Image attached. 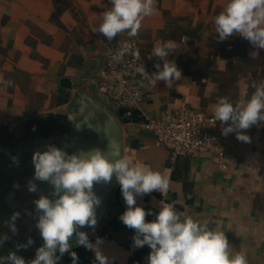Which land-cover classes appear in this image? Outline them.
Here are the masks:
<instances>
[{
  "label": "crops",
  "instance_id": "obj_1",
  "mask_svg": "<svg viewBox=\"0 0 264 264\" xmlns=\"http://www.w3.org/2000/svg\"><path fill=\"white\" fill-rule=\"evenodd\" d=\"M227 3L156 0L154 14L142 20L138 35L131 38L140 53L174 42L176 49L166 59L175 62L182 77L171 87L156 81L147 88L141 108L128 109L115 108L95 81L106 37L94 30L110 0H0V128L17 131L24 122L46 114L68 121L71 108L76 111L84 99H92L120 124V157L170 176L164 195L153 191L136 197L137 206L152 213L146 221L156 219L161 202L171 203L178 213L207 221L210 230L224 231L233 252L244 253L248 264H264V122L244 131L251 138L246 143L238 141L235 132L222 134L227 125L213 116L218 98L235 103L245 94L251 96L253 82L264 81V49L257 50L237 34L219 41L214 20ZM256 51L259 55L253 58ZM155 58L162 69L165 61ZM9 80L11 86L6 85ZM182 107L205 113L208 130L220 138L217 152L174 157L142 127L147 118ZM126 208L115 181L89 240L101 238L100 250L109 264H147L151 249L133 247L135 230L119 219ZM71 250L77 253V264H97L93 251L83 246ZM58 264H72L71 255L65 253Z\"/></svg>",
  "mask_w": 264,
  "mask_h": 264
},
{
  "label": "clouds",
  "instance_id": "obj_2",
  "mask_svg": "<svg viewBox=\"0 0 264 264\" xmlns=\"http://www.w3.org/2000/svg\"><path fill=\"white\" fill-rule=\"evenodd\" d=\"M110 3L111 7L101 15L98 29L94 30L108 41L125 32L129 37L137 36L142 20L152 16L156 10V0H110ZM214 25L219 41L237 34L257 50L264 49V0H228L215 17ZM130 48L131 45L125 43L113 58L119 59ZM174 49L176 45L172 41L153 48L152 54L165 62L162 69L159 64L155 65L158 71L151 76L152 84L164 81L171 87L174 80L181 79L182 73L175 62L166 59ZM135 55L139 58L138 51ZM258 55V51L252 53L253 58ZM139 71L148 77L143 68ZM12 83L6 81L7 86ZM251 87L254 91L250 97L245 94L235 103L228 97H220L213 109L214 120L227 125L222 134L235 132L236 139L246 143H250L251 138L244 131L264 122V81L259 84L253 82ZM112 155L116 158H108L98 148L68 154L53 145H48L45 151H35L32 156L34 176L28 181V191H37L34 180L48 182L54 197L50 199L41 195L33 201L39 213L35 226L44 243L30 261L26 262L16 252H9L7 256H0V264H58L65 253L71 255L72 264H77V253L71 250L69 242L74 236L76 246L94 252L97 264H109L100 250L101 238L97 237L96 243H92L88 234L79 229L85 226L95 228L96 208L100 206L101 199L93 191L94 183H110L113 175L127 206L119 219L126 227L135 230L133 247L147 245L151 249L147 264H248L244 253L233 252L224 231L210 230L207 221L202 223L178 213L171 203L161 202L156 219L146 221V216L152 213L137 206L136 197L153 191L164 195L169 190L170 176L149 166L135 164L127 157ZM12 160L18 165L16 157ZM19 216V213H14L7 222L14 235L17 233L15 221ZM8 239L6 234L0 236V246ZM33 243L29 237L26 244H17L16 248L27 249Z\"/></svg>",
  "mask_w": 264,
  "mask_h": 264
},
{
  "label": "built area",
  "instance_id": "obj_3",
  "mask_svg": "<svg viewBox=\"0 0 264 264\" xmlns=\"http://www.w3.org/2000/svg\"><path fill=\"white\" fill-rule=\"evenodd\" d=\"M125 43L131 48L119 59H114ZM137 51L139 58L135 55ZM101 53L103 65L95 77L99 93L115 108L140 109L146 99V90L152 85L151 76L157 70L155 56L149 52L140 53L137 42L127 33L111 41L104 39ZM141 68L148 77L141 74ZM142 127L174 157L193 159L220 149V138L208 130L206 115L200 110L182 107L162 111L147 118Z\"/></svg>",
  "mask_w": 264,
  "mask_h": 264
},
{
  "label": "water",
  "instance_id": "obj_4",
  "mask_svg": "<svg viewBox=\"0 0 264 264\" xmlns=\"http://www.w3.org/2000/svg\"><path fill=\"white\" fill-rule=\"evenodd\" d=\"M85 103V104H84ZM82 108L75 111L70 109V115L67 120L69 128L67 132L61 134H52L45 137H38L32 134V147L35 151H45L48 145L61 148L68 154H79L80 151H88L93 148L100 149L110 159H115L112 154L121 156V128L120 124L113 113L100 104L95 103L92 99H84ZM25 175L31 180L34 176V165L32 160L24 165ZM116 178L113 175L110 183H94L93 191L101 199V204L96 208L97 224L95 228L83 227L80 231H84L90 237L98 228L103 214L106 210L112 189ZM37 186L35 193L28 190L19 194L18 202L20 205L16 209L19 216L17 223V240L25 242L31 237L34 243L31 245L30 251L22 257L28 259L34 254L44 241L36 228L39 213L35 210L34 200L39 199L41 195H46L50 199L52 196V186L48 182L33 181ZM71 247L76 246L75 236L70 239Z\"/></svg>",
  "mask_w": 264,
  "mask_h": 264
},
{
  "label": "trees",
  "instance_id": "obj_5",
  "mask_svg": "<svg viewBox=\"0 0 264 264\" xmlns=\"http://www.w3.org/2000/svg\"><path fill=\"white\" fill-rule=\"evenodd\" d=\"M23 128L29 129L32 134L38 137H45L52 134H61L67 132L69 122L62 116L55 114H46L38 121H26ZM12 157H16L19 161L18 165L13 163ZM28 160L24 147H19L4 128H0V207H4L7 213H11V208H7L11 204V200L17 193L16 187L12 183L14 176L12 172L17 169L19 172H24L23 186L24 190H28L29 176H25L24 162ZM23 162V167H22ZM16 193V194H15ZM19 195V194H18ZM3 204V206H2Z\"/></svg>",
  "mask_w": 264,
  "mask_h": 264
},
{
  "label": "flooded vegetation",
  "instance_id": "obj_6",
  "mask_svg": "<svg viewBox=\"0 0 264 264\" xmlns=\"http://www.w3.org/2000/svg\"><path fill=\"white\" fill-rule=\"evenodd\" d=\"M29 131H27L28 133H27L26 136H24L21 140L17 141L19 147H24L25 148V152H26L27 157H28V160H26L24 162V164L29 163L32 160L33 153L35 152V149L31 145V143H32V133L29 132ZM24 164L22 162V167H23ZM12 175L14 176V179L12 180V183L14 185H19V183H20L19 181H21V183L23 182V180H20V178L22 177V175H24V172H19L17 169H14V171L12 172ZM24 187L25 186H22V184H21L17 188V190L15 191L17 193V195L25 192V191H23ZM7 208H9V207H7ZM12 213L13 212H11L10 215H9L7 213V210L5 209V206L2 207V208L0 207V227L4 224V220L7 221V219H9L14 213H18V211H16V209H15L14 213L13 214ZM16 221L18 222L19 218ZM11 241H12V239H11ZM17 244H26V243L25 242H18V240L14 241V244H12V245H9V242L5 243V244L3 243V245L0 246V256H7L9 252H16V254L18 256L22 257L24 254H26V253H28L30 251L31 246H29L27 249L21 248V249L17 250V248H16Z\"/></svg>",
  "mask_w": 264,
  "mask_h": 264
},
{
  "label": "rangeland",
  "instance_id": "obj_7",
  "mask_svg": "<svg viewBox=\"0 0 264 264\" xmlns=\"http://www.w3.org/2000/svg\"><path fill=\"white\" fill-rule=\"evenodd\" d=\"M2 128H4L5 130H6V132L14 139V140H16V141H18V140H21L24 136H26L27 135V131H29V129H25V128H23V126L21 127V128H19V130H17V131H11V130H8V129H6L5 127H2ZM30 132V131H29ZM32 140H33V138H32ZM32 154V153H31ZM22 179H23V177H21ZM20 178V180H22ZM20 183H19V186L22 184L21 183V181H19ZM22 186H23V184H22ZM20 205V203L18 202V195H15L14 197H13V199L11 200V204H10V206H9V208H11V212H13L14 213V210L15 209H17L18 208V206ZM2 206H3V204H2ZM2 208V207H1ZM17 211V210H16ZM12 213V214H13ZM10 215V214H9ZM10 220V218L9 219H7V221L6 220H4V224L0 227V236H3V235H7L8 237H9V239L8 240H6L5 242H4V244L5 243H8L9 242V245H12V244H14V241H16L17 240V236H16V234L14 235L11 231H10V228L7 226V222ZM16 223H18L17 221H15V226L17 225ZM17 227V226H16ZM16 236V237H15ZM11 239H12V241H11ZM15 239V240H14ZM16 243V242H15Z\"/></svg>",
  "mask_w": 264,
  "mask_h": 264
}]
</instances>
